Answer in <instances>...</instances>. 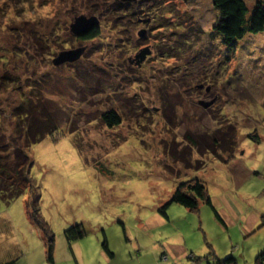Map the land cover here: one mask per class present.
<instances>
[{
  "label": "rangeland",
  "instance_id": "rangeland-1",
  "mask_svg": "<svg viewBox=\"0 0 264 264\" xmlns=\"http://www.w3.org/2000/svg\"><path fill=\"white\" fill-rule=\"evenodd\" d=\"M79 1L0 0V78L19 79L0 84V112L22 90L60 108L64 133L28 149L40 214L68 257L59 250L54 264H78L63 239L74 223L87 230L82 264H254L264 249V30L232 49L213 29L211 0H134L118 17L105 2ZM257 1L245 0L249 10ZM80 14L98 18L99 37L76 40L69 24ZM145 46L140 65L129 63ZM77 48L78 58L53 64ZM110 109L117 126L101 120ZM192 177L204 181L219 219L203 201L158 212ZM26 201L28 191L0 202V264H49Z\"/></svg>",
  "mask_w": 264,
  "mask_h": 264
},
{
  "label": "trees",
  "instance_id": "trees-1",
  "mask_svg": "<svg viewBox=\"0 0 264 264\" xmlns=\"http://www.w3.org/2000/svg\"><path fill=\"white\" fill-rule=\"evenodd\" d=\"M211 1L219 12V18L213 29L220 35L221 42L225 46L234 49L245 35L257 34L264 30L263 1L255 2L250 10L245 0ZM79 2L88 9L98 6V2H105L107 3L106 10L112 15H110L111 17H118L119 13L125 14L132 9L134 4L133 1L122 0H80ZM99 10L102 12V9ZM75 36L78 41H92L100 36V26L98 24L89 31ZM16 81L19 82L16 75L1 76L0 78V84L4 87L7 86V82L10 83L9 86H12L16 84ZM3 92L5 90L1 91L0 95ZM44 97L41 92L27 96L22 90L18 99L19 102L0 112V202L9 204L28 191L31 202L26 201L27 212L30 213L32 222L42 231L47 262L54 264L55 234L40 214V194L30 174L33 161L28 151L31 145L41 141L46 136L64 133L60 119L56 116L57 110L60 108L58 105L57 108L52 107ZM101 120L107 126L113 127L119 125L120 116L118 112L110 109L101 115ZM233 137L230 143H234ZM256 138L258 141L257 136ZM190 140L193 144L196 143L194 139L190 138ZM211 143L213 146L220 144L216 138ZM201 201L211 205L215 216L219 219L204 181L199 177H192L177 184L171 195L158 207V212L166 217L167 208L171 203H178L190 210H196ZM259 227H264V214L260 218ZM86 232L87 230L82 223H74L63 230V236L70 247L74 241L83 238ZM101 246L109 256L112 255L105 236H103ZM216 260L217 264L221 262L229 264L219 259ZM254 264H264V249L256 255Z\"/></svg>",
  "mask_w": 264,
  "mask_h": 264
},
{
  "label": "water",
  "instance_id": "water-1",
  "mask_svg": "<svg viewBox=\"0 0 264 264\" xmlns=\"http://www.w3.org/2000/svg\"><path fill=\"white\" fill-rule=\"evenodd\" d=\"M122 1H134V0H122ZM98 18L94 15L86 16L84 14H80L75 16L70 24L69 29L71 33L74 35H80L84 32L89 31L94 26L98 25ZM139 35L144 34V30L139 31ZM83 51V48H77V49H69V50H63L58 53V55L53 59V64H60L65 61H73L76 58H78ZM150 53V49L145 46L141 48L135 55L134 58L129 57L128 61L129 63L135 62V64L140 65V63L146 58V56ZM201 105L204 107H207L209 104L212 103V101L209 102H203L202 100L198 101Z\"/></svg>",
  "mask_w": 264,
  "mask_h": 264
},
{
  "label": "crops",
  "instance_id": "crops-1",
  "mask_svg": "<svg viewBox=\"0 0 264 264\" xmlns=\"http://www.w3.org/2000/svg\"><path fill=\"white\" fill-rule=\"evenodd\" d=\"M38 236H39V238H40V240L42 242V245L44 247L43 236L41 234H39ZM56 239H55V243H54V262L56 261V258H58L59 250L62 251L64 259H68L67 254H66V252L64 250L63 244L61 243L62 244L61 246H59V244H57V243L62 242L61 238L60 237L58 238V242L56 241ZM63 239H64V242H65V247H67L69 254L73 258H75V260H77L78 264H82V262H83V258H82L83 250H82L81 244L78 242V240L74 241L71 244V246L69 247L67 245V242H66V239L64 238V236H63ZM55 250H56V256H55ZM99 254H100V257H101V259L103 261H106V262L110 261V259H109L110 256L102 248L99 251ZM11 262H13L12 259H11Z\"/></svg>",
  "mask_w": 264,
  "mask_h": 264
}]
</instances>
